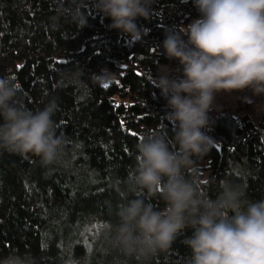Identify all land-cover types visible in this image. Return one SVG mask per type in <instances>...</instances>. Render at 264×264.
<instances>
[{
	"label": "trees",
	"instance_id": "trees-1",
	"mask_svg": "<svg viewBox=\"0 0 264 264\" xmlns=\"http://www.w3.org/2000/svg\"><path fill=\"white\" fill-rule=\"evenodd\" d=\"M66 2L0 0V76L17 80L33 111L56 97L53 120L66 141L60 162L48 166L0 151V264H136L108 242L106 228L123 202L140 134L166 128L174 137L150 73L167 65L177 74L179 62L164 54L165 33L200 13L193 0H155L149 18L136 20L145 34L132 42L90 5L87 27L61 18L53 28L50 17ZM102 69L116 73L108 84L93 75ZM208 115L202 131L215 146L197 161L201 190L215 198L220 181L231 179L248 200L264 199V112L257 120L231 110ZM152 203L163 207L157 198ZM190 235L184 230L150 264H187Z\"/></svg>",
	"mask_w": 264,
	"mask_h": 264
},
{
	"label": "clouds",
	"instance_id": "clouds-1",
	"mask_svg": "<svg viewBox=\"0 0 264 264\" xmlns=\"http://www.w3.org/2000/svg\"><path fill=\"white\" fill-rule=\"evenodd\" d=\"M154 3L67 0L50 21L59 28L61 18H67L83 29L88 25L84 9L90 5L111 19V29L137 42L146 30L136 20L148 19ZM193 3L199 18L167 31L162 42L166 57L179 62L177 74H170L167 65L159 67L156 77L150 73V84L167 101L174 137L166 128L140 134L136 164L124 181V199L115 209L116 220L107 225L106 239L136 264H150L190 229L184 239L191 250L187 264H264V199L248 200L245 187L231 179L220 181L218 194L209 197L201 190L197 165L215 146L202 129L209 126L216 95L248 90L264 96V0ZM93 75L99 83L116 73L102 69ZM257 107L264 111V104ZM58 110L56 97L42 109H29L17 80L0 76V151L31 156L45 166L59 163L66 141L53 120ZM154 198L163 207L154 206Z\"/></svg>",
	"mask_w": 264,
	"mask_h": 264
},
{
	"label": "rangeland",
	"instance_id": "rangeland-1",
	"mask_svg": "<svg viewBox=\"0 0 264 264\" xmlns=\"http://www.w3.org/2000/svg\"><path fill=\"white\" fill-rule=\"evenodd\" d=\"M112 79L104 80V84H108ZM245 97H249L251 102H245ZM261 104H264V96H253L248 90L232 93L221 92L215 97L213 109H216L217 113L231 110L238 116L248 113L254 120H257L264 112L258 111L257 106Z\"/></svg>",
	"mask_w": 264,
	"mask_h": 264
},
{
	"label": "snow or ice",
	"instance_id": "snow-or-ice-1",
	"mask_svg": "<svg viewBox=\"0 0 264 264\" xmlns=\"http://www.w3.org/2000/svg\"><path fill=\"white\" fill-rule=\"evenodd\" d=\"M105 87H107V85H105ZM133 135H135V133H133ZM101 227H103V226H101Z\"/></svg>",
	"mask_w": 264,
	"mask_h": 264
}]
</instances>
